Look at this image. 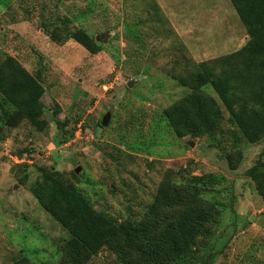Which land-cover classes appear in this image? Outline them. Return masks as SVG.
Returning <instances> with one entry per match:
<instances>
[{"label":"rangeland","instance_id":"rangeland-1","mask_svg":"<svg viewBox=\"0 0 264 264\" xmlns=\"http://www.w3.org/2000/svg\"><path fill=\"white\" fill-rule=\"evenodd\" d=\"M59 24L84 29L101 51L52 42L43 29ZM246 41L228 0H0V61L11 56L40 76L47 123L42 132L25 122L7 128L0 115V264H72L66 230L28 190L45 166L119 223L140 219L159 184L209 175L203 198L221 210L212 264H264V205L246 176L264 161V138L249 144L236 132V144L225 121L214 140L177 138L161 121L189 93L171 74L186 76V63L228 55ZM235 151L241 159L232 170L226 156L235 159ZM83 264L123 262L103 249Z\"/></svg>","mask_w":264,"mask_h":264},{"label":"trees","instance_id":"trees-1","mask_svg":"<svg viewBox=\"0 0 264 264\" xmlns=\"http://www.w3.org/2000/svg\"><path fill=\"white\" fill-rule=\"evenodd\" d=\"M228 1L245 28L247 41L228 55L186 63V76L171 74L189 89L161 114L165 128L177 138L207 136L214 140L224 121L234 129V137L237 132L249 144L264 138V0ZM43 30L52 42L72 40L90 54L101 51V43L82 28L59 24ZM43 96L40 76L27 72L15 58L4 56L0 61L4 126L15 128L25 122L35 131H44ZM70 136L72 133L64 135L59 143L65 144ZM238 141L236 138L235 143ZM234 154L235 159L226 156L232 170L241 159L240 151ZM38 174L28 190L39 207L66 230L63 249L72 264L86 263L103 249L123 264H212L209 242L220 224L221 210L217 203L203 198L213 183L211 176L189 175L178 184H159L140 219L119 223L96 211L65 173L45 166L38 168ZM246 176L264 205V161L256 160ZM24 180L20 178V182Z\"/></svg>","mask_w":264,"mask_h":264},{"label":"water","instance_id":"water-1","mask_svg":"<svg viewBox=\"0 0 264 264\" xmlns=\"http://www.w3.org/2000/svg\"><path fill=\"white\" fill-rule=\"evenodd\" d=\"M131 84L129 83L127 86L129 87ZM109 116H110V113L108 112V113H106L103 117H102V119H101V122H100V126L101 127H105L106 125H107V123H108V120H109ZM79 171V167H77L75 170H74V172L75 173H77Z\"/></svg>","mask_w":264,"mask_h":264}]
</instances>
